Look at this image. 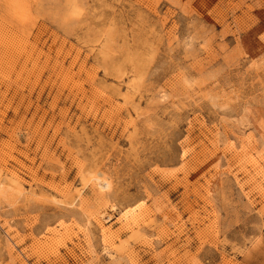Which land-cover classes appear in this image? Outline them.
<instances>
[{
  "label": "rangeland",
  "instance_id": "rangeland-1",
  "mask_svg": "<svg viewBox=\"0 0 264 264\" xmlns=\"http://www.w3.org/2000/svg\"><path fill=\"white\" fill-rule=\"evenodd\" d=\"M0 264H264V0H0Z\"/></svg>",
  "mask_w": 264,
  "mask_h": 264
}]
</instances>
